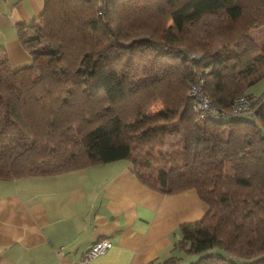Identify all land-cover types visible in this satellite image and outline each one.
Listing matches in <instances>:
<instances>
[{
  "label": "trees",
  "instance_id": "16d2710c",
  "mask_svg": "<svg viewBox=\"0 0 264 264\" xmlns=\"http://www.w3.org/2000/svg\"><path fill=\"white\" fill-rule=\"evenodd\" d=\"M251 21L264 22V0H43L17 26L31 63L13 68L0 50V178L125 159L148 187L194 188L207 205L181 226L189 264H219L212 249L264 264V93L248 91L264 46ZM199 79L215 116L193 103Z\"/></svg>",
  "mask_w": 264,
  "mask_h": 264
},
{
  "label": "crops",
  "instance_id": "0c3cea01",
  "mask_svg": "<svg viewBox=\"0 0 264 264\" xmlns=\"http://www.w3.org/2000/svg\"><path fill=\"white\" fill-rule=\"evenodd\" d=\"M43 0H0V50L13 68L31 63L17 26ZM207 205L194 188L164 193L141 183L125 159L45 176L0 178V264H189L181 226ZM111 245L84 260L98 239Z\"/></svg>",
  "mask_w": 264,
  "mask_h": 264
},
{
  "label": "built area",
  "instance_id": "2783aa9c",
  "mask_svg": "<svg viewBox=\"0 0 264 264\" xmlns=\"http://www.w3.org/2000/svg\"><path fill=\"white\" fill-rule=\"evenodd\" d=\"M197 58L200 55H195ZM201 79L192 84L191 95L194 97V104L198 106V108L202 111V113L206 112L211 116H215L216 108L209 101L207 97L203 95L202 87H201ZM254 95H239L235 97L232 103L231 112L234 114L237 113H245L249 104L253 101ZM111 245V242L108 238H102L96 240L84 253L83 259L89 260L90 258L103 253L106 249H108ZM143 264H165L164 261H148Z\"/></svg>",
  "mask_w": 264,
  "mask_h": 264
},
{
  "label": "rangeland",
  "instance_id": "374dc122",
  "mask_svg": "<svg viewBox=\"0 0 264 264\" xmlns=\"http://www.w3.org/2000/svg\"><path fill=\"white\" fill-rule=\"evenodd\" d=\"M245 31L248 33V36H251L254 39V41L258 43L259 46L261 45L264 46V22L259 23L256 21H251L245 25ZM189 55L194 56L195 54L190 53ZM197 55H200V54H197ZM248 91L257 96L264 93V77H262L261 79H258L253 84L249 85ZM157 103L153 104L151 109H154L156 106H160V105H157ZM210 252L214 253V255L216 256L215 259L218 261L219 264H229V263H225L224 260H222L221 258L217 256L218 254L215 249L209 250V253Z\"/></svg>",
  "mask_w": 264,
  "mask_h": 264
}]
</instances>
